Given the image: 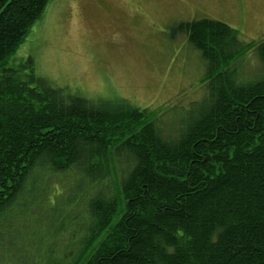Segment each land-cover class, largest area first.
Returning <instances> with one entry per match:
<instances>
[{"label": "trees", "instance_id": "obj_1", "mask_svg": "<svg viewBox=\"0 0 264 264\" xmlns=\"http://www.w3.org/2000/svg\"><path fill=\"white\" fill-rule=\"evenodd\" d=\"M49 1L0 0V231L75 206L84 234L63 264H264V77L227 66L253 45L217 21L176 26L207 91L172 136L148 108L5 67Z\"/></svg>", "mask_w": 264, "mask_h": 264}, {"label": "rangeland", "instance_id": "obj_2", "mask_svg": "<svg viewBox=\"0 0 264 264\" xmlns=\"http://www.w3.org/2000/svg\"><path fill=\"white\" fill-rule=\"evenodd\" d=\"M199 20L223 23L253 45L227 65L236 83L264 77L257 55L264 0H50L5 67L30 60L35 75L53 87L148 108L174 136L181 119L198 114L207 91L200 54L185 35L174 34L180 23ZM74 211L63 213L69 223L57 214V223L36 226L28 215L23 226L1 228L0 247L8 249L0 251V264L66 263L84 234Z\"/></svg>", "mask_w": 264, "mask_h": 264}]
</instances>
